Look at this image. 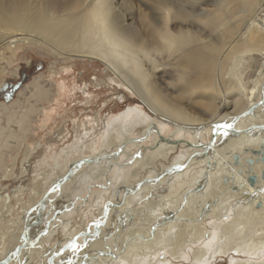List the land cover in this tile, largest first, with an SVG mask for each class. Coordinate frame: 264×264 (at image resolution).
Wrapping results in <instances>:
<instances>
[{
	"label": "bare ground",
	"instance_id": "6f19581e",
	"mask_svg": "<svg viewBox=\"0 0 264 264\" xmlns=\"http://www.w3.org/2000/svg\"><path fill=\"white\" fill-rule=\"evenodd\" d=\"M149 1L151 5L145 4L148 8L145 11L135 6L132 0H0V52L18 43H43L64 60L79 59L83 64H93L98 84L108 88L113 86L119 97L133 95L135 98L131 100L136 102L134 107H128L120 115L106 119L102 135L107 139L101 143V148L98 149L94 141L88 145L89 150H94L92 153L69 157L71 154L64 152L68 149L65 147L60 155L64 159L50 185L42 191L37 190L39 186L33 187L34 192H38V199L34 202L38 210L53 195V186L79 173H87L91 167L99 169L96 175L104 176L106 183L111 178L107 173L113 168L130 170L128 173L133 177L139 174L140 169L148 170L147 175L139 177L134 184H124L117 200H104L90 228L72 236L78 237V243L87 240L86 248L69 255L71 249L63 247L67 239L57 249L49 251L47 264H66L72 255L80 258V255L89 253L86 262H90L91 256L102 255L101 261H104V254L109 250H105L107 244L105 246L100 238L110 213L115 211L118 215L129 204L127 199L133 200L135 196L148 193L147 189L159 185L158 181L163 182L167 174L185 173L181 171L198 161L191 160L192 157L203 162L206 160L204 181L207 187H218L219 193L225 197L216 201L212 196L215 203H203V210L201 208L202 211L197 212V209L193 216L184 211L190 209L189 206L178 208L180 199L172 200L176 206L164 201L158 203L154 210L152 204L153 218L144 219V225L134 230L138 231L133 234L135 237L132 235L128 244H121V253L112 251L107 254V259L113 262L137 260L148 257L151 251L158 252V235L161 237L165 227L168 230L176 228L174 225L186 226L189 231L188 235L186 229L179 228L174 248L171 246L172 249L168 250L174 257L183 256L186 241L198 245L192 250L195 262L205 257L211 259L218 247L221 252L245 248L252 254L264 253V232L246 240L241 236L245 226L264 225V0ZM259 58L263 61L256 70L257 78L239 82L237 79L243 77H236L234 73H238L241 59ZM102 72L104 74L100 75ZM165 77L171 80L165 83ZM175 83L179 85L177 89L173 88ZM57 86L56 94L59 95L66 86L64 83ZM184 98L190 100L188 103L193 107L196 104L200 106L202 109H196L201 114L187 109L182 101ZM228 116L231 119L223 121ZM218 123H231L233 127L218 129L215 133L211 130L209 140L202 142L200 134ZM87 124L86 131L100 127V115L94 117L91 125ZM170 126L174 131L167 135ZM186 131L196 138H191L189 133L183 136ZM229 148L231 150L227 153ZM30 152V149L25 152V159ZM174 152L183 157L186 154L184 161L187 159V163L179 164L178 156L170 164H164ZM152 167L157 170L153 172L149 169ZM18 188L19 185L17 190L20 191ZM191 193L185 192L184 199L194 196ZM20 199V193L0 192V264H13L16 260L17 264L31 263L33 254L23 255V252L27 243L32 241L29 235L35 223L21 221L22 227L14 232L12 226L19 219L6 220L3 217L13 210L14 201ZM32 199L30 196L29 201ZM221 201L223 205L219 204ZM233 204L236 209L234 220L240 221V226L233 228L224 243L204 241L215 237L211 234L206 236L203 219L210 215L223 216ZM186 214L192 217L184 216ZM26 216L30 219V214ZM196 217L199 219L195 220ZM3 219L6 221L1 223ZM94 221L101 223L97 226ZM158 224L163 227L157 229ZM227 228L229 225L226 223L224 229ZM11 235L17 238L16 242L10 243ZM19 240L23 242L19 243ZM260 262L262 260L258 264Z\"/></svg>",
	"mask_w": 264,
	"mask_h": 264
},
{
	"label": "rangeland",
	"instance_id": "374dc122",
	"mask_svg": "<svg viewBox=\"0 0 264 264\" xmlns=\"http://www.w3.org/2000/svg\"><path fill=\"white\" fill-rule=\"evenodd\" d=\"M136 1L140 3V6ZM146 1L132 0L135 6L148 11L145 4H151L149 0L147 1L149 3ZM38 61L40 62L38 63ZM262 61V58L247 59L246 61L241 59V67L238 68V73H234V75L243 78L237 80L242 82L248 81L252 77L257 78L255 73ZM82 62L79 59L64 60L62 57H58L53 49L48 48L43 43H18L13 48L3 49L0 52V82L4 78L6 82L15 83L21 77V70L27 71V76H30V79L20 86L17 94L11 101L5 102L0 100V192L20 193L21 198L14 201L13 204L15 206H13V210L8 211L6 214L4 212L6 217H3L6 220L10 218L14 220L19 219L12 226L14 232H18V228L22 227L23 223L20 224L21 221H33L35 223L33 231L29 235V239L32 241L31 243H27L23 252V255L26 253L33 254L30 264H47L48 259L46 258L50 250L57 249L62 242L71 239L78 231L90 228L94 218L98 216L100 205L104 200L106 201V199L111 198L117 200L124 184H134L138 181L139 177L145 176L148 173L147 169H140L139 174L133 177L128 173L130 170L122 171L120 168H113V171L111 170L107 173V176L111 178H109L110 182L106 183L104 176L96 175V171L99 169L96 168L95 170V167H91L87 173H79L80 176L76 175L74 178L66 180L58 186H53L55 191L52 192L51 199L49 197L42 204L43 206L40 205V211L36 209L34 202L38 199V192H34L33 187L38 188L39 186L37 190L41 189L42 191V189L50 185L52 178L57 175L56 173L61 166V161L64 159L60 155L64 152H70L71 155L69 157L78 156L79 153H92L94 150H89L88 147L90 146L88 145H92L94 141L98 149L101 148V143H104L107 139L106 135V137L102 135L106 129V119L118 116L128 107H134L136 104L134 100H131V98H135L133 95L119 97L118 90L113 89V86L108 88L104 84H98L96 66L91 63L83 64ZM37 64L41 65L40 69L37 67ZM102 74L104 73L102 72L100 75ZM170 80L171 78L168 77L163 78V82L165 83H168ZM63 83L66 86L65 90L59 95L56 94L57 85ZM178 87L177 83L173 86L174 89ZM89 99L90 101H87ZM182 101H184L183 104L187 109H193L196 113L201 114L196 109V107L202 109L200 106L196 104L193 107L192 104L188 103V101H191L186 98ZM97 114L100 115L102 124L98 128L86 131L85 124L91 125ZM22 118H25L24 121H22ZM228 119H231L230 116L226 117L223 121ZM212 128L213 124L200 134V140H204L202 142L209 140ZM173 131V127L170 126L166 134L170 135ZM186 133L189 132H184L183 136L187 135ZM189 134L191 138H196L193 134ZM135 136H139V133H135ZM65 147L68 149L63 152L62 149H66ZM29 149L31 152L25 159V152H28ZM230 150L231 148L227 149V153ZM185 155L184 157L182 155L179 156L178 152H174L169 155L164 164H170L178 156L177 162L180 164L184 161ZM195 158L192 157L191 160L198 161L189 164L181 171L182 173L185 171V173L181 175L178 172L167 174L163 177V182L162 180L158 181L159 185H154L150 189L148 188V193L144 192V194L138 195L137 198L135 196L133 200L127 199L129 204L118 215H116L118 212L115 211L110 213L106 224L102 227L104 233L100 238L103 239L105 246L107 244L105 247V250H109L107 254L112 251L116 252L118 250L117 253L122 251L121 244H128L130 242L129 237L138 233V231L134 230L138 226L144 225L145 220L153 218L151 213H155L153 210L158 208V203L165 201L174 203V206H176L177 203L172 200L180 199L178 200V208L185 209L189 206L191 211L188 208L184 211L192 215L197 209V212L203 210V203H215V200L220 201L222 197H225V195L219 193L218 187H214L213 185H211L213 186L212 188L207 187L204 181L207 172L204 167L206 160L203 162V160ZM187 161L186 159L184 162L187 163ZM149 169H152L153 172L157 170L155 167ZM202 180L204 183H201ZM86 181L88 183H85ZM18 185L20 191L17 190ZM190 189L194 196H190L189 200L186 197L184 199L183 195L187 191L191 192ZM30 196L33 198L31 201H29ZM223 203L221 201L219 204L223 205ZM236 203H240V201H236ZM152 204L153 210H151ZM235 213V204H233L230 206L227 214L223 216H206L203 219V224L207 230L206 236L211 234L215 238L214 240L206 239L204 241L209 242V244H216L219 241L224 243L226 236L231 235L235 230L234 227L238 228L240 226L238 224L240 221L234 220ZM26 214H30V219H26ZM187 214L184 216L192 217L194 215L189 216ZM196 218L195 220L199 219V217ZM6 220H1V223ZM157 221L155 222L157 223ZM226 223L229 225V228L224 229V224ZM159 225L156 226L157 229L163 227V225ZM174 226L178 229L173 227L168 230L165 227L166 230L164 229L165 232L161 234V237L158 235L159 242L157 245L160 244L158 252L154 253L151 251L148 253V257H139L137 260H135L136 258L133 260L123 259L121 262H113L107 259L109 256L104 254L106 253L104 252L103 254L106 257L105 262L101 261L104 258L102 257L103 255L101 257L91 256L90 262H86V259L89 258L86 256H89L91 253L82 254L80 258L79 256L72 255L70 258L74 259V264H244V262H246L245 264L247 262L248 264H258L259 260H262L260 264H264V253L260 254V252H257V254H252V252H247L245 248H242L241 251L228 249L226 252H221L220 247L215 249L216 253L213 251L214 256L208 259L209 261L205 257L203 260L200 259L195 262L192 257V250L196 249L198 245L195 246L192 241L185 242L182 257H174V254L172 253V255L168 250H171L172 247L174 248L177 233L180 232V229L184 228V231L186 229V226ZM185 232H189L188 227ZM263 232L264 225L256 227L245 226L241 236L246 240V238L249 239L251 236H260ZM186 233L185 235H187ZM11 237L10 243L17 241L16 237L13 238V235ZM133 237L135 236L133 235ZM22 242L19 240V243ZM172 242L173 245H171ZM118 246H120L119 249ZM71 253L72 250L69 255ZM17 261H14L13 264H17ZM200 261L202 262L200 263Z\"/></svg>",
	"mask_w": 264,
	"mask_h": 264
},
{
	"label": "snow or ice",
	"instance_id": "6c2138e0",
	"mask_svg": "<svg viewBox=\"0 0 264 264\" xmlns=\"http://www.w3.org/2000/svg\"><path fill=\"white\" fill-rule=\"evenodd\" d=\"M235 119V118H233ZM233 125L231 123H218L216 125L213 126V132L215 133L218 129H229L232 128ZM238 131V130H237ZM225 135H227V132H225ZM138 155V153H137ZM95 224H97V226L101 223V221H94ZM78 241V237L74 236L72 237L70 240H68L65 244H64V248H68L71 249L72 252L75 253H79L81 252V250L83 248L87 247V240H84L83 242H77ZM61 251H63V248L61 249ZM67 264H74L73 260L71 258H69V260L67 261Z\"/></svg>",
	"mask_w": 264,
	"mask_h": 264
},
{
	"label": "water",
	"instance_id": "95a60500",
	"mask_svg": "<svg viewBox=\"0 0 264 264\" xmlns=\"http://www.w3.org/2000/svg\"><path fill=\"white\" fill-rule=\"evenodd\" d=\"M39 62L40 61H38V63ZM37 67L40 69L41 65L37 64ZM29 79L30 76L25 77L21 75L20 79L17 80L15 83H9L4 80V84H2V86L0 87V100H3L5 102L11 101L15 97L20 86L23 83H26ZM262 161H264V158H262Z\"/></svg>",
	"mask_w": 264,
	"mask_h": 264
},
{
	"label": "flooded vegetation",
	"instance_id": "af4514ba",
	"mask_svg": "<svg viewBox=\"0 0 264 264\" xmlns=\"http://www.w3.org/2000/svg\"><path fill=\"white\" fill-rule=\"evenodd\" d=\"M20 73L22 76H25V77L28 75V72L25 70H21Z\"/></svg>",
	"mask_w": 264,
	"mask_h": 264
}]
</instances>
